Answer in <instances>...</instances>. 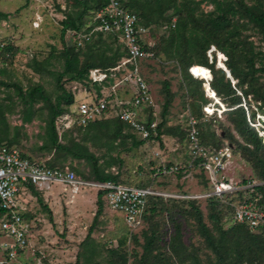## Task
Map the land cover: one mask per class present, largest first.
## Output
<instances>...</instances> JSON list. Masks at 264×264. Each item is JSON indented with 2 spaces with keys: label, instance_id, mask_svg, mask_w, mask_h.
Listing matches in <instances>:
<instances>
[{
  "label": "rangeland",
  "instance_id": "374dc122",
  "mask_svg": "<svg viewBox=\"0 0 264 264\" xmlns=\"http://www.w3.org/2000/svg\"><path fill=\"white\" fill-rule=\"evenodd\" d=\"M136 1L151 4L154 0ZM182 1L184 0H177L176 5L179 7ZM192 1L199 2L195 13L209 15L214 12L215 8L208 0ZM221 1H239L248 7L259 6V9L264 12V0ZM80 11L73 0H0V12L7 15L6 19L0 21V81L11 86L0 85V105L8 126V137L9 139L16 137L14 144L9 147L17 149L26 157L40 163L49 166H66L75 173L77 178L92 181L93 171L91 164L87 161L74 159L62 150L51 149L49 146L43 147L46 142L44 120L47 117L43 102L34 105L31 121L22 123L25 107L21 104L19 97L20 92L27 93L35 86H41L52 103L62 94L56 86L54 76L64 69V59L61 55L64 43L70 46L72 44L67 32L64 36L65 42H62L61 22L66 19L67 14L75 16ZM184 12L180 9L181 15L184 16ZM170 15H174L172 20L179 16L178 11L170 10L164 14V17L168 18ZM95 17V10H89L82 19L83 25L79 32L86 33L94 29ZM231 22L228 30L237 55L252 48L256 56L255 67H263L264 43L259 29L239 15L232 17ZM157 27L151 31V41L156 45L153 50L154 57L141 60L138 67L151 88L159 112L166 99L164 91L166 83L173 94L165 116L163 117L161 113L159 116V121L165 122L162 129L180 128L186 132L185 124L189 114L197 121L198 143L201 146L218 148L229 144L233 148L235 159L234 172L240 178L247 177L246 175L258 178L257 175L262 170L261 164H264V153L254 152L253 145L244 141L235 130L231 119L236 116L227 112L229 111L227 107L230 105L228 100L220 99L226 109L220 116L202 115V107L206 105L207 97L200 87L201 80L191 76L189 72L194 81L187 77L184 66L188 60H181L179 54L173 49L167 50L160 38L167 36L169 31ZM186 34L189 35L188 31ZM110 35L115 37L112 33L93 34L91 41L86 45L94 40L92 49L95 52L104 51L109 56L118 47L109 38ZM98 37H102V41L96 43ZM117 41L120 44L118 39ZM209 51L206 54L208 62H210ZM84 52L81 51V61L84 59ZM190 58L193 62L191 66L200 62L201 59L194 51L191 52ZM238 64L240 68L246 69L243 60H239ZM221 66L225 67L224 64ZM221 66L217 63V68ZM199 77L202 79L201 75ZM61 83L66 91L71 90L75 94L82 95L85 93L79 84L74 91V84L67 80V76L62 78ZM263 84L264 77H260L257 87L261 88ZM244 99L248 106H252L249 103V100H252L255 103L254 106L257 105L259 112L264 116V107L260 101L254 99L251 94ZM208 101L211 103L212 100L208 99ZM212 104H216V101ZM207 111L212 110L208 108ZM250 114L255 117L256 112L251 111ZM113 125V122H110L103 128L99 126L87 129L73 128L65 134L64 138L63 133L58 134L59 143L67 146L74 140L85 146L97 159L100 171L111 175L118 173L120 183L130 186H147L171 196H148L146 214L142 217L138 228L129 231L122 213L108 210L104 201L102 214L93 223L97 198L92 204L78 199L77 205L86 208L80 211L73 209L72 204L70 207L65 205L66 192L61 191L59 196H55L56 204L40 193L37 196L32 195L29 208L32 222L31 248L25 254L19 255L14 264H75L76 260L78 264H136L137 259L143 255L145 239L152 232L157 238L151 254L143 264H178V257L171 252L169 246L177 226L180 227L181 234L178 242L180 251L186 256L182 264H220L200 237L197 212L191 208L193 205L198 210L202 222L212 231L214 237L218 238L217 225H213L210 221L211 212L205 199H193L194 196H190L206 191V185L196 184L199 176L192 171H190L191 176L188 177L178 174L169 178L162 175L155 177L154 173H150L151 168L157 166L159 162L185 163V160L189 158L186 134L164 135L162 144L148 143L127 151L123 148L131 144V139L114 138ZM124 133H130V131L128 132L126 128ZM155 152H160L161 155L155 156ZM117 159L122 160V164H119ZM58 190V187L52 188V192ZM241 194L244 195V193ZM38 198L42 200V204L38 202ZM70 199L72 200L71 197ZM91 226L92 229L89 232ZM221 226L224 229L230 228L224 220ZM238 242L253 244L248 240L245 241L244 237L236 232L228 237L226 245L228 248H236ZM251 248L254 251L255 244ZM245 253L246 256L252 255L247 250ZM235 254L236 252L229 255L228 264H234ZM256 256L259 257V261L253 264H264V255L257 253Z\"/></svg>",
  "mask_w": 264,
  "mask_h": 264
},
{
  "label": "built area",
  "instance_id": "2783aa9c",
  "mask_svg": "<svg viewBox=\"0 0 264 264\" xmlns=\"http://www.w3.org/2000/svg\"><path fill=\"white\" fill-rule=\"evenodd\" d=\"M95 12L96 27L90 32L66 31L72 46L82 49L93 34L112 33L126 50V55L111 68L90 69L82 83L73 82L74 91L79 84L85 93L75 94L70 90L74 102L68 111L56 118V130L60 134L73 128L83 129L97 121L118 119L137 139L144 140V145L156 143L157 128L162 122L159 121L160 112L138 63L154 57L156 45L151 41V31L157 26L145 25L140 14L125 8L122 0H107L106 5ZM174 23L172 20L157 28L169 31L174 28ZM211 49L208 53L210 61L214 48ZM190 73L198 77L194 76L192 68ZM237 94L242 98L237 107L243 109L247 125L264 145V116L252 100H249L252 106H248L242 94L239 91ZM208 108L212 111L208 112ZM225 110L210 102L202 107L205 117L220 116ZM251 111L256 112L255 117L251 116ZM185 125L189 158L181 164L159 162L151 168L155 171L153 176L169 178L182 174L188 177L190 171L196 173L199 176L196 184L206 185L207 190L190 195L193 199H215L226 207L223 220L229 227L242 225L251 232H264V196L262 193L252 196L254 188H264V180L249 175L240 178L234 172L235 159L229 144L218 148L203 147L198 143L197 121L188 114ZM159 153L155 152V156L161 155ZM30 187L42 195L51 192L53 187H60L71 195L83 189L103 192L106 208L122 213L129 231L137 229L146 214L148 196H171L150 187L81 180L66 166L49 167L15 148L0 145V264H14L19 255L31 248L32 222L23 218L30 214Z\"/></svg>",
  "mask_w": 264,
  "mask_h": 264
},
{
  "label": "trees",
  "instance_id": "16d2710c",
  "mask_svg": "<svg viewBox=\"0 0 264 264\" xmlns=\"http://www.w3.org/2000/svg\"><path fill=\"white\" fill-rule=\"evenodd\" d=\"M73 1L81 11L77 12L75 16L67 14L66 19L61 22V40L63 43L65 42L64 36L66 31L80 30L83 25L82 19L89 10H99L107 3V0ZM208 2L212 4L215 9L212 14L204 15L195 13L199 2H193L192 0L182 1L179 7L176 5L177 0H154L151 4H147L146 2L142 3L136 0H122L123 6L125 8L140 14L145 25L161 26V24L163 23L169 24L171 23L172 17L175 14L168 16V18L164 17V14L170 10H175V12L178 11L179 16L177 18L175 17L174 28L169 30L167 36H162L160 38V41L164 43L167 50L173 49L175 53L179 54L181 60H188L187 64L184 66V72L186 73L188 78L191 79L190 68H192V72L195 76L199 77L201 73H204L206 76H212L211 80L209 81L210 89L215 93L216 98L223 101L228 100L230 105H228L227 108L231 110L227 112L235 114L236 116V118L231 119L232 123H234L235 130L239 133L244 141H247L248 143L253 145L254 152L262 151L264 153V145H262L260 139L247 125L243 109L241 107H237L239 104H241L242 99L241 96L237 94V91L242 93L244 97L251 94L254 99L260 101L261 105L264 107V84L261 86V88L257 87L259 78L264 77V66L261 68L255 67L256 56L252 48H248L246 52H242V54L240 53L237 55L235 49L233 48L234 45L230 38V32L228 30V28L232 24L231 18L239 15V17L246 18L259 29L264 43V12L259 9V6L248 7L239 1L227 2L221 0H208ZM180 9H183L185 11L184 16L181 15ZM6 17L7 15L5 13L0 12V21L6 19ZM187 31L189 34L188 36L186 34ZM109 38L118 46L109 56H107L104 51L97 50L95 52L92 49L93 45L95 44L94 40L81 50L76 49V47L72 45H65L64 43V47L61 52V55L64 59V69L62 70V72H59L54 76L56 86L58 90L62 92V94L56 97L54 103H52V101L48 98L47 94L44 92L41 86H35L27 93L20 92L19 97L21 104L25 107V110L23 111V118L21 119L22 123H28L31 121L34 113L33 107L35 104L43 102L44 106H46L47 117L46 120H44L43 128L46 142L43 147L49 146L51 149L62 150L74 159L87 161L89 164H91V168L93 171L92 181H111L115 184H118L120 183L118 181V173L116 175H111L100 171L97 166V159L92 153L89 152V150H87L85 146H82L74 140L70 141V144L67 146L61 145L59 143V135L55 127L56 118L68 111L69 107L74 102L73 94L70 91H66L63 87L61 83L62 78L64 76H67V80L69 82L82 83L86 79L88 71L90 69L111 68L122 57L126 55V50L123 48L122 44L118 43L116 36L113 37L110 35ZM101 41L102 37H98L96 43H99ZM211 48H214V51H211V61L208 62L206 54ZM81 51H85L83 54V61L80 60ZM192 51L196 52L201 58L200 62L196 63L193 66H191L193 62L190 58ZM216 52H218L220 55L222 54L224 57L227 56V61H225L224 64L230 73V78L226 76L223 68H217L219 58L218 55H216ZM220 59L222 60L221 56ZM239 60H243L246 69L239 67ZM222 64L223 63H221V65ZM188 72L190 75L188 74ZM197 79L201 80L200 87L203 94L207 95L205 86L207 82L205 81V79H200V77ZM0 85L11 87L10 85L5 84L1 81ZM98 89L99 88L97 87V90ZM164 91L166 94V99L160 112L163 117L165 116L173 98V94L169 90V86L167 83L165 84ZM207 97L212 100L211 104L215 101L208 95ZM208 98H206L207 103L209 102ZM202 115H204L203 112ZM110 122H113L114 124V138H125V140H127L126 138L131 139V144L128 147H124L123 149H126L128 151L131 149L139 148L145 144L144 140L137 139V137L132 133L123 134L126 128L128 130V127L125 123L119 121L118 119H106L97 121L89 124L87 127H85V129L95 128V126L103 128L105 124L107 125ZM164 123V120H162V122L158 125V136L155 138V140L160 144H162V136L164 137V135L177 136L186 134V132L180 130V128H166L164 130L162 129ZM0 124L2 125L0 127V145H5L8 147L12 146L15 142L16 137L10 139L8 137V126L4 118V112L1 111V105ZM68 132H70V130H66L65 132H63V138ZM124 144L126 145L125 142ZM117 162L119 164H122V160L120 159H117ZM261 167L262 170L257 176L258 179L264 180V164H261ZM150 173H155V171L152 170ZM137 187L145 188L147 186ZM30 191L34 196H37V194L39 193L32 187H30ZM256 193H262L264 196V188H254L252 196ZM103 196V192L97 193V208L93 218V223L96 222L102 214L104 205ZM38 202L42 204V200L40 198H38ZM206 203L211 212L210 221L213 225H217L216 228L218 230V238H215L212 234V231L202 222L198 210H196L193 205H191V208H193L197 212V226L200 237L203 239L206 247L211 250L217 257L220 264H228V257L234 252H236L233 259L234 264H253L255 261H259V257H257L256 254L258 253L260 255H264V232L254 233L251 232L246 226L242 225H236L228 229H224L221 225L226 214V207L222 206L215 199H209L206 201ZM30 217L31 216L29 214H25L23 216V218L27 220H29ZM91 229L92 226L90 227L89 232L91 231ZM236 232H239V234L244 237L245 241L248 240L253 244L238 242V247L228 248L226 245V241L228 237L234 235V233ZM180 237V227L177 226L175 229V235L173 239L170 240L169 246L171 252L178 257V264H182V262H184V260L186 259V256L183 255V252L180 251V244L178 243L180 241ZM156 238L157 237L154 232L150 233L149 237H146L143 248V255L137 259L136 264L145 263L148 256L151 254ZM254 244L255 250L252 251L251 246ZM246 250L248 252H251L252 255L246 256ZM75 264H78L77 260Z\"/></svg>",
  "mask_w": 264,
  "mask_h": 264
},
{
  "label": "crops",
  "instance_id": "0c3cea01",
  "mask_svg": "<svg viewBox=\"0 0 264 264\" xmlns=\"http://www.w3.org/2000/svg\"><path fill=\"white\" fill-rule=\"evenodd\" d=\"M58 188H59V190L57 192H52V189H51V192H48L47 194H44L42 196H46V198H48L47 200H49L53 204H56V201H55L56 197L55 196H59V193L62 191L60 187H58ZM66 194H67V199L66 200L64 199L65 205L67 207H70V204H72L73 209H77L80 211H83V209H86V208H82V207H80V205H77L76 201L78 199L82 200L83 202H87L88 204H90V203L92 204L97 198V192L94 190H84V191H80V193H77L74 195L73 194L71 195L69 192ZM31 196H32V194H31ZM70 197L72 198V200L70 199ZM49 207L51 208V204L49 205Z\"/></svg>",
  "mask_w": 264,
  "mask_h": 264
},
{
  "label": "bare ground",
  "instance_id": "6f19581e",
  "mask_svg": "<svg viewBox=\"0 0 264 264\" xmlns=\"http://www.w3.org/2000/svg\"><path fill=\"white\" fill-rule=\"evenodd\" d=\"M218 55H219V60H220V56L222 57V60L221 61H218V63H219V65L221 66V63H223L224 64V60L226 59V57H224L222 54L220 55L219 53H218ZM224 66H225V64H224ZM221 68H223V69H225V71L228 73V75H229V78H230V73H229V71L227 70V68H226V66L225 67H222L221 66ZM210 75H208V76H206L204 73H201V78L202 79H206V81H207V84H206V93H207V95L210 97V98H213L215 101H216V104H218L219 106H221V108H223V110H224V105L221 103V101L218 99V98H216V95H215V93L214 92H212L211 91V89H210V86H209V80H210ZM74 195V194H73Z\"/></svg>",
  "mask_w": 264,
  "mask_h": 264
},
{
  "label": "water",
  "instance_id": "95a60500",
  "mask_svg": "<svg viewBox=\"0 0 264 264\" xmlns=\"http://www.w3.org/2000/svg\"><path fill=\"white\" fill-rule=\"evenodd\" d=\"M223 70L225 71V69H223ZM225 73H226V76L229 77V75H228V73H227L226 71H225ZM194 76H195V75H194Z\"/></svg>",
  "mask_w": 264,
  "mask_h": 264
}]
</instances>
